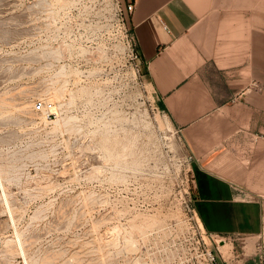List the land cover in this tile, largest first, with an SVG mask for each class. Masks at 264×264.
<instances>
[{
  "label": "rangeland",
  "instance_id": "1",
  "mask_svg": "<svg viewBox=\"0 0 264 264\" xmlns=\"http://www.w3.org/2000/svg\"><path fill=\"white\" fill-rule=\"evenodd\" d=\"M37 16L36 0H0V167L12 170L1 175L8 198L0 181V264H25L23 254L35 264H145L127 238L188 213L178 130L94 28L87 51L71 52L76 82L52 100L74 118L35 125L31 110L48 86L37 74ZM214 240L222 264H259L251 239L226 240L227 253Z\"/></svg>",
  "mask_w": 264,
  "mask_h": 264
},
{
  "label": "crops",
  "instance_id": "2",
  "mask_svg": "<svg viewBox=\"0 0 264 264\" xmlns=\"http://www.w3.org/2000/svg\"><path fill=\"white\" fill-rule=\"evenodd\" d=\"M135 2L144 79L192 157L198 216L212 235L255 247L264 241V0Z\"/></svg>",
  "mask_w": 264,
  "mask_h": 264
},
{
  "label": "built area",
  "instance_id": "3",
  "mask_svg": "<svg viewBox=\"0 0 264 264\" xmlns=\"http://www.w3.org/2000/svg\"><path fill=\"white\" fill-rule=\"evenodd\" d=\"M135 6V0H69L67 3L62 0H36V61L40 81L48 85L55 82L64 84L65 91L66 85L75 83V62L71 52L87 51L93 28L106 35V50L114 55L116 64L123 60L135 78H144L138 40L130 25ZM75 35L80 36L79 40L73 39ZM63 106L64 103L59 101H36L32 109L34 124L38 123V117L52 112L61 116ZM191 160L190 155L185 156L188 167L184 170L187 180L184 192L188 213L184 219L163 223L138 240L137 251L145 264H222L220 251L213 246L214 235L205 229L194 204ZM220 239H224L225 243L229 238L223 236ZM217 241L214 240L219 246ZM255 250L259 264H264L263 240L257 242Z\"/></svg>",
  "mask_w": 264,
  "mask_h": 264
},
{
  "label": "bare ground",
  "instance_id": "4",
  "mask_svg": "<svg viewBox=\"0 0 264 264\" xmlns=\"http://www.w3.org/2000/svg\"><path fill=\"white\" fill-rule=\"evenodd\" d=\"M46 89H44L43 88V90L45 91H40V93L42 92V93H46L45 95H46V97L45 98H43V100H53V99H60L62 96H63V94H64V92H65V89H66V87H65V85L64 84H58L57 82H55V83H53V84H51V85H48V86H46L45 87ZM31 92V91H30ZM35 92V91H34ZM25 93V92H24ZM28 94V93H27ZM25 95V94H24ZM28 95H30V94H28ZM26 96V95H25ZM22 97V96H21ZM44 97V96H43ZM41 98V97H40ZM63 98V97H62ZM1 101H4V98H3V100H1ZM27 101V100H26ZM60 101V100H59ZM7 102V101H6ZM23 102V101H22ZM57 102V101H56ZM2 103V102H1ZM0 103V104H1ZM4 104V106H5V102H3ZM8 103V102H7ZM29 103H30V101H29ZM25 105H26V103H24ZM32 104V103H31ZM3 105L1 106V107H3ZM24 105V106H25ZM27 105H28V103H27ZM60 105H62L61 103H59V106ZM7 106H9V105H7ZM22 106H23V103H22ZM29 107V108H28ZM28 107H25V109H29L30 110V105H28ZM5 108V107H4ZM3 108V109H4ZM2 108H0V110H1ZM25 109H21L22 111L24 110V111H27V110H25ZM5 111H6V109H4ZM3 110V111H4ZM2 111V110H1ZM1 111H0V113H1ZM10 111V110H9ZM8 111V112H9ZM12 112V111H11ZM18 112V111H17ZM19 112H21V111H19ZM30 112V111H29ZM3 113V112H2ZM14 113V112H13ZM22 113H24V112H22ZM28 114V113H27ZM31 114L33 115V112H32V110H31ZM30 114V115H31ZM29 115V114H28ZM31 115V117H33ZM73 116H71V117H69V116H67V117H65V118H63V117H61L57 112H52L50 115H42L41 117H40V119L42 120V121H44V122H46L47 124H53V125H55V126H58L59 127V125L63 122L65 125L66 124H68V123H70V121H72L71 119H73L72 118ZM33 119H34V117H33ZM20 120V119H19ZM77 120V119H76ZM106 145L107 144H105V147H106ZM107 151H108V149H107ZM108 153L110 154V152L108 151ZM13 156V155H12ZM39 156V155H38ZM41 156V155H40ZM11 159V158H10ZM14 161H16V160H14ZM19 161V160H18ZM3 163V162H2ZM1 164V163H0ZM4 164V163H3ZM8 165V164H7ZM6 165V166H7ZM5 166V165H4ZM3 166V167H4ZM5 166V167H6ZM10 166V165H9ZM1 167H2V164H1ZM0 167V181H1V185H2V187H3V192L5 193V196H6V191H5V187L3 186V181L5 180H3V178H5V174L3 173V172H6V169H3V168H1ZM8 167V166H7ZM6 167V168H7ZM11 167V166H10ZM9 167V168H10ZM13 167H16L15 169H17L18 167L20 168V166H13ZM12 168V167H11ZM12 169H14V168H12ZM10 172H6V173H8V174H12L11 173V171L12 170H10V169H8ZM94 170V169H93ZM2 173L4 174V176H3V178H1V175H2ZM6 176H7V174H6ZM11 177H13V175L11 176ZM10 177V178H11ZM12 180V179H11ZM17 180V179H16ZM2 192V191H1ZM4 195V194H3ZM9 196V195H8ZM4 198H8L7 196L6 197H4ZM9 200V199H8ZM91 200V199H90ZM94 200H95V198H94ZM6 203H7V201H5ZM94 202V201H93ZM93 202H92V204H93ZM7 204H9V201H8V203ZM6 204V205H7ZM1 205V204H0ZM8 208H9V205H8ZM10 208H13V207H11L10 206ZM8 210V209H7ZM17 210V209H16ZM4 211V210H3ZM9 212H10V214H12V210H8ZM4 214V213H3ZM15 216V215H14ZM13 217V215L12 216H10V218H12ZM15 218V217H14ZM12 220H14V219H12ZM13 224V223H12ZM140 230V229H139ZM17 233H18V231H17ZM20 234H21V232H20ZM129 236V235H128ZM135 236V235H134ZM19 237V236H18ZM22 237V236H21ZM20 237V238H21ZM125 237V236H124ZM130 237V236H129ZM132 237V236H131ZM133 238V237H132ZM139 238V237H138ZM11 239V238H10ZM124 239V238H123ZM131 239V238H130ZM24 240V239H23ZM117 240V239H116ZM125 240H126V238L124 239V242H125ZM11 241L12 240H10L9 241V243H11ZM15 241V240H14ZM106 241V240H105ZM108 241V240H107ZM112 241V240H111ZM114 241V240H113ZM132 241L133 240H129L128 238H127V241L125 242V244L127 245V247H128V244H129V246H131V248H129V250L130 249H132V250H137V249H135L136 247H135V245H133L134 244V241H133V244H132ZM136 241H138V240H136ZM135 241V242H136ZM18 242V241H17ZM20 242V241H19ZM217 242H219L220 243V245H219V247L224 251V252H228V245L229 244H225L224 243V239H220V240H218ZM8 243V242H7ZM22 242H20V244H21ZM113 243V242H112ZM115 243V242H114ZM6 244V243H5ZM18 244V243H17ZM20 244H18L19 246H20ZM101 244V243H100ZM100 244H98V245H100ZM119 245V244H118ZM10 246V245H9ZM22 246V245H21ZM111 246V245H110ZM6 247V246H5ZM14 247V246H13ZM28 247V246H27ZM27 247H25V248H27ZM126 247V248H127ZM20 248V247H19ZM23 248V247H22ZM22 248H20V249H22ZM101 248H103V247H100V249ZM7 249V248H6ZM10 250H11V247L9 248ZM19 249V250H20ZM94 249H98V248H94ZM231 249V248H230ZM8 250V249H7ZM23 250V252H24V249H22ZM122 250V249H121ZM121 250H119L120 252H122ZM128 250V251H129ZM100 251V250H99ZM116 251V250H115ZM134 251V252H135ZM101 252V251H100ZM108 252V251H107ZM112 252V251H111ZM110 252V253H111ZM125 252V251H124ZM127 252V251H126ZM138 252V251H137ZM21 254H22V252H20ZM25 253V252H24ZM91 253H93V252H91ZM114 253V252H113ZM136 253V252H135ZM230 253V252H229ZM17 254V253H16ZM15 254V255H16ZM95 254V253H94ZM102 254V253H101ZM108 254V253H107ZM9 255V254H8ZM24 255V258H25V264H30L31 263V261H30V263H29V260H28V257H26V255L25 254H23ZM22 255V256H23ZM106 256V255H105ZM114 256H116V255H114ZM98 259H99V257H98ZM94 260H96V259H94ZM136 260H139V259H137L136 258ZM79 261V260H78ZM80 261H82V260H80ZM104 262H105V260H104ZM134 262V261H133ZM76 263V262H75ZM80 263V262H79ZM78 263V264H79ZM134 263H136V262H134ZM145 263V262H144ZM31 264H35V262L33 261ZM136 264H141V263H136Z\"/></svg>",
  "mask_w": 264,
  "mask_h": 264
}]
</instances>
